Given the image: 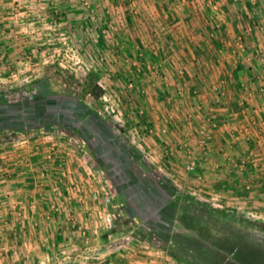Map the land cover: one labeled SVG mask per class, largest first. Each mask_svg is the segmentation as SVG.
Returning a JSON list of instances; mask_svg holds the SVG:
<instances>
[{
  "label": "rangeland",
  "instance_id": "obj_1",
  "mask_svg": "<svg viewBox=\"0 0 264 264\" xmlns=\"http://www.w3.org/2000/svg\"><path fill=\"white\" fill-rule=\"evenodd\" d=\"M189 1L203 13L210 33L221 32L226 0ZM78 2L74 11L83 17L67 19L59 1L37 0L36 13L28 3L13 19L23 31L0 35L19 43L0 50V187L7 190L0 195L2 223L18 224L22 188L28 197L30 189L52 184L68 203H51L49 217L70 216L78 203L87 207L91 219L100 212L101 226L80 227V238L97 236L100 227L107 237L121 230L127 233L122 249L130 253L138 242H147L165 251L166 256L158 257L161 264H264V219L250 209H227L229 195L218 191L219 186L204 193L209 188L201 174L205 169L199 171L200 158L188 145L185 154L179 153L176 137L170 138L172 126L179 128L176 101L150 108L166 97L162 61L167 49L179 44L174 31L179 26L170 28L179 19V0H146L148 10H138L140 2L133 5L131 0ZM118 4L131 7L126 14L117 10L112 15ZM227 4L242 10L244 16L235 23L239 20V30L246 32L241 34L244 43L259 54L264 0ZM173 68L178 78L179 65ZM169 86L178 92L173 83ZM259 90L264 92V84ZM191 159L195 168L189 171ZM15 191L16 203L5 211L6 192L11 198ZM106 195L110 200L103 203ZM26 205L25 214L34 218L36 202ZM77 244L72 246L76 251ZM85 245L82 259L75 256L71 264L102 259L103 251L95 253V245ZM98 246L106 249L100 242ZM104 258L119 263L108 253Z\"/></svg>",
  "mask_w": 264,
  "mask_h": 264
},
{
  "label": "crops",
  "instance_id": "obj_2",
  "mask_svg": "<svg viewBox=\"0 0 264 264\" xmlns=\"http://www.w3.org/2000/svg\"><path fill=\"white\" fill-rule=\"evenodd\" d=\"M53 1L60 2L64 18L83 17L78 10L74 11L78 0ZM145 1L131 0L133 5L140 2L141 7L138 10H148L150 7H147ZM192 2L179 0V19L170 25V28L179 26V31L174 30L175 35L179 32V44L173 43L172 51L167 49V56L164 57L166 60L162 61L164 78L160 81L163 84L161 90L165 91L166 97L163 98L164 101L158 100L150 108H160L162 105L168 107L170 99L176 101L174 104L178 106L175 107L174 113L176 110L181 112L178 119L179 128L172 126L170 138L173 140V137H176L174 144L179 147V153L185 154L184 147L188 145L200 158L199 171L205 169L201 174L206 179L205 187L209 188L203 190L204 193L221 190L225 196L229 195L227 209H250L252 214L255 213L264 219V92L258 91V87L264 84V73H260V70L263 71L262 67L264 68V42L260 40V47L258 44L257 48L261 51L259 54L255 48L253 51L244 43L245 37L241 34L246 32L239 30V20L235 23V20L244 14L242 10L238 12L230 9L227 0L226 13L221 17L222 30L218 33V30H214L212 34L217 36L210 39L208 35L211 29L208 28L200 9L198 12L192 7ZM28 3L33 13L39 12L36 11L40 8L37 0H0V35L9 37L8 35L23 31L21 26L14 25L13 19L21 14V7ZM128 6L115 5L116 9L111 13L113 15V12L121 10L126 14L125 10L129 11L131 7ZM136 12L137 9L134 8V13ZM143 12L145 11H142V14ZM45 13L40 11L41 15ZM220 37L225 39L226 43H222L221 39H218ZM186 38L190 44L186 43ZM16 44H19L17 38L9 41L0 37V50L14 48ZM174 64L179 65L178 78L174 74ZM252 69H256L255 73ZM172 83L178 92L172 93L173 90L169 86ZM149 101L152 103L153 99L150 98ZM186 114H192V118L189 119ZM172 134L174 136L171 137ZM202 136L206 137L207 145L204 147L199 141ZM217 186L219 188L214 189ZM4 190L6 189L0 187V195ZM17 190L19 191L18 188ZM24 190L22 188V192ZM16 191L11 193V198L10 193L6 192L8 199L2 207L5 211L16 203L19 196ZM22 192L23 198L19 201H22L20 210L23 211L21 217L16 219L18 224L8 218V221L4 222L6 224L2 223L3 219L0 220V264H71L75 256L82 259L87 251L85 244L88 243L95 245V253L96 250L103 251L98 264L112 262L104 258L106 253L112 256L110 260L118 257L117 264H161L162 260L158 257L166 256L165 251L159 249L158 252L150 247V244L145 245L146 241H142L146 242L144 246L139 242V245L132 246L133 251L130 253L129 250L122 249L121 246L126 245L124 238H127V233L121 230L107 237L101 234L103 229L100 227L101 233L94 231L97 236L80 238L77 231L80 227L101 226L102 219L96 217V213L100 216V212H94L95 219H91L90 215L85 214L87 207L78 203L72 214L63 217V220L55 216L49 217L51 203H68L65 197L62 198V195L55 191L52 184L46 185L45 188L30 189L31 194L28 197ZM242 197L246 200H242ZM27 199L37 204L38 210L34 218L25 214ZM107 240L109 242L105 244ZM99 242L105 245L106 249L98 246ZM74 243L80 247L78 251L72 247Z\"/></svg>",
  "mask_w": 264,
  "mask_h": 264
},
{
  "label": "built area",
  "instance_id": "obj_3",
  "mask_svg": "<svg viewBox=\"0 0 264 264\" xmlns=\"http://www.w3.org/2000/svg\"><path fill=\"white\" fill-rule=\"evenodd\" d=\"M214 7H215V5H214ZM212 32H213V31H212ZM211 34H212V33H210V35H211ZM199 141L201 142V145L204 146L205 143H206V137L202 136V137L200 138ZM194 168H195V162H194V159H191V160H189V162L187 163V169H188L189 171H192V170H194ZM94 197H96V195H94ZM109 200H110V197H109L108 195H106L105 197H103V203H104V202L107 203V202H109Z\"/></svg>",
  "mask_w": 264,
  "mask_h": 264
}]
</instances>
